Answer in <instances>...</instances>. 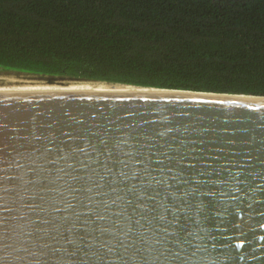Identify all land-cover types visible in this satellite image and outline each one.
<instances>
[{
    "label": "water",
    "instance_id": "water-1",
    "mask_svg": "<svg viewBox=\"0 0 264 264\" xmlns=\"http://www.w3.org/2000/svg\"><path fill=\"white\" fill-rule=\"evenodd\" d=\"M65 82L0 75V264H264V97Z\"/></svg>",
    "mask_w": 264,
    "mask_h": 264
},
{
    "label": "trees",
    "instance_id": "trees-1",
    "mask_svg": "<svg viewBox=\"0 0 264 264\" xmlns=\"http://www.w3.org/2000/svg\"><path fill=\"white\" fill-rule=\"evenodd\" d=\"M0 74L264 97V0H0Z\"/></svg>",
    "mask_w": 264,
    "mask_h": 264
},
{
    "label": "bare ground",
    "instance_id": "bare-ground-1",
    "mask_svg": "<svg viewBox=\"0 0 264 264\" xmlns=\"http://www.w3.org/2000/svg\"><path fill=\"white\" fill-rule=\"evenodd\" d=\"M65 83H71V84H78V85H85V86H91V87H98V88H105V89H111V90H118V91H125V92H138V91H149L148 89H141V88H134L131 86H124V85H118V84H110L108 82H65Z\"/></svg>",
    "mask_w": 264,
    "mask_h": 264
},
{
    "label": "rangeland",
    "instance_id": "rangeland-1",
    "mask_svg": "<svg viewBox=\"0 0 264 264\" xmlns=\"http://www.w3.org/2000/svg\"><path fill=\"white\" fill-rule=\"evenodd\" d=\"M0 75H12V76H21V75H15V74H0Z\"/></svg>",
    "mask_w": 264,
    "mask_h": 264
}]
</instances>
